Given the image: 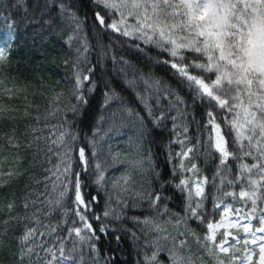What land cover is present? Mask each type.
Listing matches in <instances>:
<instances>
[{"label": "snow or ice", "instance_id": "snow-or-ice-1", "mask_svg": "<svg viewBox=\"0 0 264 264\" xmlns=\"http://www.w3.org/2000/svg\"><path fill=\"white\" fill-rule=\"evenodd\" d=\"M0 20V123L10 125L0 151L16 165L0 168V189L27 175L21 148L52 165L43 193L26 183L19 205L15 192L0 205L10 264H116L101 242L125 235L136 264H264V0H0ZM25 22L42 47L60 44L46 59L70 74L43 113L26 103L30 134L8 103L27 91L12 62ZM126 127L136 158L106 143ZM121 163L131 169L109 190L107 170Z\"/></svg>", "mask_w": 264, "mask_h": 264}, {"label": "trees", "instance_id": "trees-1", "mask_svg": "<svg viewBox=\"0 0 264 264\" xmlns=\"http://www.w3.org/2000/svg\"><path fill=\"white\" fill-rule=\"evenodd\" d=\"M12 20H9L8 23H12ZM5 26L2 20H0V30ZM17 41L14 46L12 54L13 62V74L16 73L17 66L19 67V80L18 84L21 87H26L27 101L23 99L21 94L20 98L8 101L10 106L19 109L18 111L11 112L9 115L17 117L14 123L19 133H29L30 129L27 128V125L31 123L30 120L23 118V111L26 103H31L32 107L28 111L35 115L37 111L43 113L46 105L47 98L51 95L52 91H61L67 90L70 86V80H67L65 77L70 75L67 70L64 68L62 63H48L46 58L59 57L60 56V44L59 43H45L44 46H41V41L38 38L34 37L31 28L28 26L27 22L24 25L18 26L16 29ZM123 52V49H118L117 55H120ZM128 56V53H124ZM109 68L111 70V63L109 61ZM166 69L160 68L157 71V75L165 76ZM111 79L115 84L120 86L122 81L120 76L113 71ZM100 100V94L97 93L93 99V106L98 104ZM38 106V107H37ZM94 112L90 111L88 120L85 121L87 124L91 120ZM71 119V113L68 114ZM55 123V121H52ZM10 125L7 122L0 123V133L7 131ZM195 127L193 126V132ZM133 129L131 127H126L122 133H117L111 135L106 143L111 145V150L113 153L119 152L122 157L127 156L129 159L136 158V153L134 148L130 144V141L134 139ZM169 133L165 130L163 133L157 132L156 139L159 142L160 139H164L165 143ZM20 139L23 142L25 137L20 135ZM4 142L0 140V144ZM43 147V145H41ZM147 147V145H146ZM174 150L178 151L179 146L173 145ZM152 150L154 153V163L159 165L161 168H166L165 164V152L161 151L157 145H152ZM35 151L33 149H20V155L24 157L23 163L20 165L21 168H28V173L25 177L20 178L18 181L14 180L9 187L0 189V205L7 203L9 199L12 198L11 193L15 192L16 203L19 205L20 197L23 195L24 185L27 183L29 189L34 188L37 192L43 193L45 190L44 177L47 175L44 169L51 167L52 165L45 163L43 152L32 162V154ZM107 147L104 150L105 156L107 154ZM13 151L5 149L0 151V168L3 170H8L9 168L16 167L13 159ZM102 159L104 156L101 157ZM55 157H53V163H55ZM30 163H34V166H30ZM126 169H131V164L121 163L117 164L114 167H109L107 170V178L109 182V190H111V183L119 178ZM211 173H209L210 175ZM138 175V173H134ZM33 176L35 180L41 181V183L36 184L33 180H29L27 177ZM94 193V189L90 190ZM103 192H101V197L103 198ZM178 198L177 202L173 204V207H178ZM6 214V210L0 212V221L3 220ZM131 214V213H130ZM136 215H142V213H135ZM129 229H134V225L131 222H128ZM2 230V229H0ZM18 232V230H17ZM101 247L105 250L111 251L112 255L115 257L116 264H136L137 255L136 248L133 245L132 240L125 235L119 245L116 244L114 240L105 239L101 242ZM166 259V257H162ZM11 256L7 251L0 252V264H10Z\"/></svg>", "mask_w": 264, "mask_h": 264}, {"label": "rangeland", "instance_id": "rangeland-1", "mask_svg": "<svg viewBox=\"0 0 264 264\" xmlns=\"http://www.w3.org/2000/svg\"><path fill=\"white\" fill-rule=\"evenodd\" d=\"M4 23V22H3ZM7 33L6 25L0 30V42L3 41Z\"/></svg>", "mask_w": 264, "mask_h": 264}]
</instances>
